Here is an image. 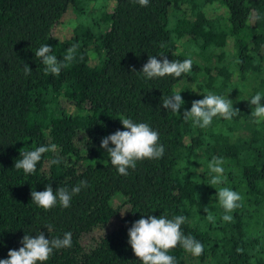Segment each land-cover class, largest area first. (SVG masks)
<instances>
[{"label":"trees","instance_id":"16d2710c","mask_svg":"<svg viewBox=\"0 0 264 264\" xmlns=\"http://www.w3.org/2000/svg\"><path fill=\"white\" fill-rule=\"evenodd\" d=\"M70 9L76 18L67 26ZM74 44L76 59L58 76L46 74L35 56L40 46L62 60ZM151 56L191 59L192 71L148 80L140 72ZM208 92L230 99L239 114L214 118L206 129L185 121L182 113ZM178 93L184 104L174 115L162 99ZM257 93L264 96V0H149L147 7L135 0H0V259L22 247L25 234L62 239L71 232L72 246L54 250L45 264H141L128 229L166 214L185 216L182 231L204 245L199 257L170 250L176 264H264V120L256 122L250 104ZM122 117L149 124L164 147L162 158L137 162L127 176L100 147L125 130ZM52 144L56 150L34 174L14 168L21 149ZM213 157L224 160L220 186L210 184ZM80 181L89 186L69 208L57 203L44 211L32 202V190L71 191ZM218 187L243 197L232 222L222 220Z\"/></svg>","mask_w":264,"mask_h":264},{"label":"clouds","instance_id":"9594fccd","mask_svg":"<svg viewBox=\"0 0 264 264\" xmlns=\"http://www.w3.org/2000/svg\"><path fill=\"white\" fill-rule=\"evenodd\" d=\"M135 3L141 7H147L149 0H135ZM254 19L259 20L261 17L257 13ZM161 47L164 45L161 44ZM78 48L79 45L74 44L66 51L63 59L59 60L56 55L51 54L50 45H41L35 52V56L45 66L46 74L58 76L62 69L67 68L76 59ZM192 65L191 59H185L181 62L169 61L167 56L159 58L151 56L140 73L148 80L165 77L178 79L185 74H190ZM23 71L26 76L32 73L27 64H24ZM132 71L136 73L135 69ZM203 97V99L193 101L191 109L182 113V118L185 121L191 120L194 127L206 129L211 126L214 118L231 120L239 114V109H234L233 102L228 98L211 92L203 95ZM262 100H264V96L261 93L255 94L250 100L251 106H254L251 116L255 118L256 122L264 120ZM183 104L184 100L180 93L162 99V107L170 110L174 115H181L180 109ZM119 120L125 130H117L115 133L102 138L100 147L106 151L111 165L117 169L120 175L127 176L128 170L135 169L137 162L162 158L164 147L159 142L157 131H154L147 123H137L123 117ZM55 150V144L39 146L31 151L21 149V158L15 162L14 168L22 169L26 175L34 174L43 155ZM52 163L58 165L61 161L53 159ZM223 164L224 160L220 157H213L208 164L210 172L215 174L210 180L211 185L220 186L226 182ZM88 186L86 181H80L71 191L64 187H59L54 191L52 186L48 185L44 191L32 190L30 195L32 202L44 211L52 210L57 206V203L66 209L71 206L72 197L79 194L82 188ZM216 193L218 203L224 212L222 220L232 222L231 213L242 206L243 197L229 187H218ZM206 213V219L214 223L216 219L214 215L207 211ZM185 220L186 217L183 215L169 219L166 214L159 218L148 215L147 218L142 217L136 220L128 229V243L141 264H176L175 257L169 255V251L175 250L178 246L194 257L203 255L204 245L191 235H185L182 231L181 226ZM46 228L48 232H51L53 226L47 225ZM20 243L22 247L18 250H9L8 258L0 259V264H45L53 255L54 250L72 246V233L66 232L62 239L46 238L43 232H39L34 237L25 234Z\"/></svg>","mask_w":264,"mask_h":264},{"label":"rangeland","instance_id":"374dc122","mask_svg":"<svg viewBox=\"0 0 264 264\" xmlns=\"http://www.w3.org/2000/svg\"><path fill=\"white\" fill-rule=\"evenodd\" d=\"M211 9H212V8H211ZM221 10H222V9L220 8L217 12H219V11H221ZM212 12H213V11H212ZM75 18H76L75 13L72 11V9H70V10L65 14V16H64V18H63V22L66 23L67 26H72V25L74 24V22H75ZM228 49L231 50V47H228ZM181 50H183L182 47H181ZM95 233H96V235H98V234L101 233V231L97 229V230H95ZM195 262H197L196 259L191 260V263L196 264Z\"/></svg>","mask_w":264,"mask_h":264}]
</instances>
